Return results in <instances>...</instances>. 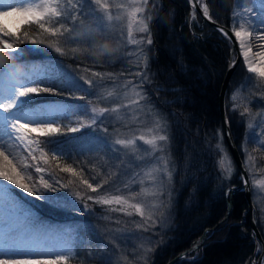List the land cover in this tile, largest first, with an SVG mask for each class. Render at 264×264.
<instances>
[{"label":"trees","instance_id":"trees-1","mask_svg":"<svg viewBox=\"0 0 264 264\" xmlns=\"http://www.w3.org/2000/svg\"><path fill=\"white\" fill-rule=\"evenodd\" d=\"M153 2L154 0H150L149 4ZM189 2L190 0H158L153 8H146L153 14L150 20L153 36L152 43L146 47L149 53L150 79L144 84V91L149 102H154L168 117L171 138L168 152L178 172L174 183L176 194L171 219L173 224L163 231L165 236L144 264H167L171 257L184 250H188V253L180 255L171 264H247V260L252 263L255 262L253 258L260 252L261 246L251 236L253 231L249 224L247 198L242 188L234 189L232 186L240 184L243 177L234 162L233 169L226 172L225 165L221 164V147L217 143L220 138L226 144L219 112V90L229 64L232 41L198 13L195 16L192 14L189 21L188 13L192 8ZM236 2L237 0H206L211 18L229 27ZM18 35L22 43L17 42L16 36L6 38L14 41L21 53L0 58V68L13 70L24 79L33 67L52 68L58 65L65 68L88 62L87 57L70 54L65 49V54H61L49 47V42L57 43V36L44 32L35 23L23 24ZM31 40H44L45 43L33 44ZM33 74H30L31 80L42 81L40 88L54 87L58 94H32L35 103L18 109L24 116L43 115L47 106L53 104L66 107L73 104L77 97L85 98L78 92L59 85L56 75L51 80L48 74L36 78ZM249 78L252 79V73L241 62L237 63L225 95V111L241 154L246 128L235 119L237 116L243 118L246 115L232 107L229 96L235 84ZM255 78L258 81L254 84L255 89H252L253 97L260 98L263 102L264 78L258 74ZM254 104L264 111L263 104L256 99L251 100L248 105L251 110H255L251 107ZM89 113H92L91 110L84 114L88 116ZM69 118V113L59 118L58 127L61 132L58 134L44 136L37 133L39 147L35 153V164L43 169L39 174L40 186L34 190L37 195L31 194L32 197L28 198L16 187L10 186L4 187L3 193L11 197L17 207L29 211L35 221H44L51 225L53 223L59 228L65 226L71 231L77 230L78 233L86 232L87 238L91 234L89 221L95 217L92 210H100L106 204L96 203L95 199L89 200L88 196L97 197L105 191L102 189L100 192L97 189L93 192L83 181L87 180L94 187L101 184L103 173L99 169L100 164L94 156L89 157L83 150H76L74 153L70 151L68 155L57 154L53 152V148L59 143H45L49 139L68 140L70 134L64 123ZM88 129L83 128L84 131ZM252 146L253 151L264 161L263 148L253 143ZM226 147L229 150L228 144ZM69 167L73 171L64 170ZM45 183L51 187L46 188ZM229 188L234 191L230 193V212L225 215L228 211V197L225 193ZM0 201L2 202L1 198ZM253 212L256 219H259L257 224L263 229L258 209L255 207ZM223 216L226 217L222 218ZM113 217L112 215L107 220L113 222L116 218L120 219L118 215ZM203 232H206V237L201 240V245L191 247ZM92 240L87 241L84 237L83 241L81 236L76 238L72 243L73 252L66 254L69 257L68 264H109L104 262L101 246L94 245Z\"/></svg>","mask_w":264,"mask_h":264},{"label":"rangeland","instance_id":"rangeland-1","mask_svg":"<svg viewBox=\"0 0 264 264\" xmlns=\"http://www.w3.org/2000/svg\"><path fill=\"white\" fill-rule=\"evenodd\" d=\"M155 1L157 3L158 0H154L152 4H149L150 0H148L147 6L153 8ZM248 1L251 2L247 3ZM259 1L263 0H237L231 12L233 17L231 26L234 30L239 29V24H241L240 22L244 17L243 15L249 14L245 9H252L254 6L257 8ZM9 2L10 0H0V10H7V6L14 7V4L15 8L21 7L18 3L8 5ZM108 2L113 5L111 9L113 15H120V20H114L111 25H102L99 16L91 14L92 6L84 0L83 12L90 14L81 17V20L77 22L75 30L71 35L76 36V32L81 31L82 27H87L91 29V36L77 37L74 42L68 41V34L64 37H56V44L67 50L68 53L76 54L83 58L87 57L88 62L86 64H76V67L65 68L58 65L52 68L47 66L33 67V70L26 74L27 78L25 77V79L13 70L1 67L0 99L8 96L6 92L18 90L22 85L26 87L42 86V83H33L34 81L30 77L32 72L35 78L48 74L50 75L48 78L53 80V77L56 75V81L59 85L68 87L78 92L80 96H85V98L80 99L77 97L73 104H68L66 107L60 105L54 106L52 104L50 107H46L43 115H36V117L29 114L24 116V114L18 112V109H14L13 113L20 118L21 123H29L31 120L37 119L45 121L54 120L57 127L60 123L59 118L69 113L70 118L64 123L67 126L65 129L68 131L69 128L80 127L81 122L86 124L91 123L94 114L89 113L87 116L84 113H87L92 108L99 110L100 108H112L117 105L122 106L129 99H136L133 93V85H135V91L140 92L146 97V99L141 100L139 105H133L129 108L121 107L118 113L110 112L105 113L102 117L96 116V123L88 127V130L84 131L82 128L77 132L69 131L70 137L68 140H59V144L53 148V152L68 155L70 151L74 153L76 150H83L85 151L84 153L89 154V157L94 156L100 164L99 169L101 168V172L103 173V181H107V183H103V186L99 188L100 192L103 189L106 194L102 193L99 196L107 199L119 196L127 199L129 204H140L144 207L146 216L149 211L154 212L153 219L156 222L155 224H153V221L146 222L145 218L139 216L128 205L119 204L118 206L116 203L106 204L100 210H97V208L92 210L91 213L95 214V217L89 221L88 227L90 228L91 234L86 238V232L78 233L77 230L71 231L65 226L59 228L53 223L51 225L44 221H35L28 213L29 211L23 210L20 206L17 207L18 205L12 202L11 197L3 193L4 187H16L22 195L31 198V191L26 192L18 185L12 184L10 181L0 177V198L2 199V202L0 201V253H10L6 257L0 255V259H15L17 256L12 255L14 253H57L60 255H68L74 250L72 244L74 240L81 236L83 241L84 237L87 241L93 239L92 243L94 245L98 244L101 246L102 256L105 259L103 261L106 263L144 264L152 256L153 249L162 240L163 236H165L163 231L168 225L173 224L171 219L173 217V204L176 194L174 183L177 179L178 170L175 167L173 158H171L168 152V145L171 140L169 136L168 117L154 102H149V97L144 91V84L150 79V74H148L149 53L146 49L149 44L147 42L140 45L127 43L128 15L135 7L145 6L142 3L134 5L132 4V0H108ZM119 3L124 4L125 8H115V5ZM146 8L143 14H136L138 19L141 16L145 19L148 16L153 17V14L148 12ZM237 13L239 15H235ZM22 19V17H4L2 22L8 29L16 31L17 27L20 28L23 24H27L21 23ZM147 23L152 39L153 34L151 32L150 20H147ZM67 26L72 25L69 22ZM147 35L148 33L139 32L137 25H133L134 38L139 40L141 37H147ZM8 41L13 44L17 51L5 50L0 55V58H5V56L12 57L13 55L16 56L21 53V49L14 44V41ZM104 45H107L113 51L110 53L102 51ZM73 48L79 49V51L73 53L70 51ZM237 48H239V41ZM141 50L143 55H141ZM241 55L239 50L238 63L241 62L248 69V64L245 62L244 56ZM144 57L147 58L146 65ZM257 59L260 60V56ZM255 60L252 61L253 67H259L264 71V61L259 62ZM97 63L100 65L96 66ZM137 72L145 73L147 79L142 81L141 76L135 75ZM93 73H101L103 74V78L95 76ZM256 75L257 73H252L251 80L246 79V81L235 84L230 90L229 101L237 112H244L245 107L250 110V115L245 114L246 116H243V118L237 116L235 120L236 122L238 121L244 124L246 128V134L242 140L243 161L248 168V174L251 179L253 203L258 209V215L261 219L260 222L264 225V161L252 149V143L260 146V143L264 141V116L260 115L264 114V111H261L259 109L260 107H257L255 104L251 105L255 110H251L248 106L251 100L256 99L264 107V101L262 102L260 98L253 97L252 89H255L254 84L258 81L255 78ZM35 80L39 81L37 79ZM86 80H93L94 84L89 86L85 83ZM129 81L131 83H127ZM109 92L113 93L110 97L108 96ZM125 93H127V96H125ZM234 95L236 96L235 100H233ZM105 97L107 98L105 99ZM91 98L93 100L92 102ZM5 115L8 114L0 111V117ZM157 119L163 126L162 130H157L155 127ZM249 124H252L253 127L249 128ZM150 129L152 131H149ZM141 135L146 140L152 139L153 136L157 135H166L168 139L167 141H157V146L162 148V151H153L150 145L138 139L134 146L128 148L115 143L117 139H133ZM37 136V133H27L29 140L38 141ZM217 143L221 147V161H223L226 172H228L234 167L233 156L220 138ZM38 147L39 144L34 143L28 145L26 141L23 143L19 142L16 139V134L12 133L10 128L6 129L4 127V121L0 119V152L3 153L0 155V167L1 165L4 166L5 171L13 175L19 173L17 178L31 190H37L40 186V172L36 171V169L37 167L42 169V166L35 164V153ZM249 156H251V159ZM165 160L167 161L168 171L171 172L170 180L165 172L154 171L155 169H163ZM13 169L15 172H13ZM161 185L162 190L160 189ZM230 190L225 193L228 198L230 197ZM154 192H159V194L153 195ZM133 194H136L134 198ZM153 205H157V207L153 208ZM84 207L86 208V205ZM121 208L124 211L118 210ZM113 209L117 210L114 211ZM129 212L132 215L126 214ZM228 212H230L229 208L225 215ZM112 215L114 216L113 218L118 215L120 219L116 218L113 222H109L108 220ZM225 217L223 216L222 218ZM82 223L83 221L80 222V224ZM137 225H143V227L138 228ZM257 226L259 227L258 224ZM262 227L263 229L261 227L259 228L264 238V226ZM145 228L147 231L144 230ZM254 238L259 243V246H261V241L256 237ZM261 250L262 248L259 253H261ZM256 257L257 255L253 259ZM31 258L36 259L38 257L32 255ZM44 258L55 259V256H45ZM261 259L262 264H264V254ZM59 263L61 262L58 261L57 264ZM246 263L252 264L248 260Z\"/></svg>","mask_w":264,"mask_h":264},{"label":"snow or ice","instance_id":"snow-or-ice-1","mask_svg":"<svg viewBox=\"0 0 264 264\" xmlns=\"http://www.w3.org/2000/svg\"><path fill=\"white\" fill-rule=\"evenodd\" d=\"M17 3H20L22 5H25V7L22 8H15L11 6H7V10H0V52H3L5 50H11L12 52H16L17 49L13 46V44L9 43L8 39L6 37H12L16 36L17 42L22 43L23 41H20L19 39V28L17 27L16 32H13L12 30L8 29L2 22V19L4 17H9L12 15H19L22 17L21 23H27L32 24L35 23L38 25V27L43 30L44 32H47L51 36H59L64 37L66 34H68V41L74 42L77 37H89L91 36V29L87 27H82V30L79 32H76V36H72L71 33L75 30V26L78 21L81 20L82 16L89 15L90 13H84L83 12V2L84 0H16ZM86 2L92 6V13L96 14L100 18V22L102 25H111L114 20H120V15H113L112 7L108 0H86ZM143 4L145 7H135L131 13L128 15V23H127V43L131 45H140L144 42H147L148 44L152 43L151 40V34L148 27L147 20H151V16H148L147 19L143 18H137V13L143 14L145 11V8L148 4V0H132V4ZM115 8L117 9H124L125 5L122 3L116 4ZM203 15L207 17L208 19H211V16L209 15V9L207 5L203 6ZM246 12L251 13L252 9L248 8L245 9ZM235 15H239L238 13ZM70 22L72 26H67V24ZM261 23H264V21H261ZM52 24H56L57 26L53 27L50 26ZM82 24V21H81ZM137 25V30L142 33H148L147 37H141L139 40L133 37V25ZM220 31L226 36L229 37V34L224 31V29H220ZM255 31V29H253ZM251 32L245 31V25L239 24V29L234 30V36L240 40L241 48H244L243 40L241 39L243 36L248 35L250 36ZM260 35L264 37V32H261ZM231 38V37H229ZM33 44L37 43H45L44 40H31L30 41ZM49 47H53L55 51L60 52L61 54H65V50L58 46L57 44H52L49 42ZM71 52L76 53L79 51V49L73 48L70 49ZM102 51L104 52H111L112 49L108 48L107 45H104L102 47ZM250 51V49H249ZM141 55H143L141 50ZM243 56L245 58V62L248 64V71L250 73H257L260 77H264V71H262L259 67H253L251 60L249 59V52L244 51ZM262 60H264V57H261ZM147 58L144 57V62L146 65ZM6 64V62H4ZM95 76H99L103 78V74L101 73H93ZM136 76H141L142 81L147 79V76L145 73L137 72L135 73ZM251 79V78H249ZM33 83H42V81H34ZM86 84L89 86H92L94 84L93 80H86ZM131 83V81L127 82ZM135 85H133V93L136 96V99H129L127 103L124 105H117L112 108H100L97 110L96 108H92L91 112L94 114V117L91 121V123H80V127H73L69 128L68 131L70 132H77L80 131L84 127H91L92 124L96 123V116H104L105 113H118L120 111L121 107L129 108L133 105H139L141 100L146 99L140 92L135 91ZM52 93V94H58L57 89L54 87L49 88H40V87H26V86H20L18 90H13L11 95L4 97L3 99H0V111L3 113H7L8 115H5L3 117H0L4 121V127L10 128L12 130V133L16 134V139L23 143L27 142L28 145L31 144H39L36 140H29L27 137V133H39L44 136H48L49 134H58L61 132V129L56 126L55 121H45V120H31L29 123H21L20 118H18L16 115H14L13 110L14 109H20L22 106H27L30 104L35 103L33 99L32 94H39V93ZM113 93L109 92L108 96H112ZM125 96H127V93H125ZM107 97H105L106 99ZM82 99V98H81ZM236 99V96H233V100ZM244 114L250 115L249 108L245 107ZM264 116V114H260ZM255 119V117H253ZM35 125V126H32ZM157 130H162V124L157 119L156 125ZM253 125L249 124V128H252ZM149 131H152L151 129ZM11 134V133H10ZM143 141L145 144L150 145L152 147L153 151H162V148H159L157 146V141H167L168 137L166 135H157L153 136L152 139H145L143 135L139 137H135L133 139H117L115 141L116 144H119L125 148L132 147L136 144V140ZM45 143L48 144H58L59 141L55 140H46ZM260 147L264 148V141L260 143ZM3 153L0 152V155ZM251 159V156H249ZM7 159V157H5ZM221 164H223V161H221ZM27 167V166H25ZM65 171H73L72 168H65ZM36 171L40 172L43 171V169L37 167ZM154 171L160 172L163 171L167 174L169 180L171 179V172L168 171L167 168V161H164V167L163 169H155ZM13 172L15 170L13 169ZM19 173H15V175L9 173L8 171L0 170V177H2L4 180L10 181L12 184L18 185L21 189L28 192L31 191L32 195H37L36 191L29 189V187L21 182L20 179H18ZM155 179V177H153ZM83 183L87 186L88 189H91L93 192H96L97 189L101 188L103 186V183H107V181H103L101 184H97L95 187L89 183L87 180H84ZM247 184L248 181H245ZM46 188L51 187L47 183L44 185ZM160 189L162 190V185L160 186ZM159 192H154L153 195H158ZM136 194H133V198ZM89 200L95 199L96 203L100 204H112L115 202L116 204H125L129 207L133 208L135 212L141 216L142 218H145V221H153V224H155L154 212L149 211L147 216L145 215V209L140 204H129V201L123 197H113L112 199H107L102 196H88ZM153 208L157 207V205H153ZM114 211L117 209H113ZM119 211H124L123 208L118 209ZM127 215H132V213H126ZM138 228L143 227V225H137ZM147 231V229H144ZM259 251V249L257 250ZM2 256H8L10 253L4 252L0 253ZM12 255L17 256L15 259H0V264H57V262H62V264H68L69 257L67 255H60L57 253H14ZM32 255H36L38 258L33 259L31 258ZM55 256V259H46L45 256ZM252 264H255V262H252Z\"/></svg>","mask_w":264,"mask_h":264},{"label":"water","instance_id":"water-1","mask_svg":"<svg viewBox=\"0 0 264 264\" xmlns=\"http://www.w3.org/2000/svg\"><path fill=\"white\" fill-rule=\"evenodd\" d=\"M191 1V4L193 6L194 9L198 10L203 18H205L209 24H212L215 28H218V29H224L225 32H227L229 34V37H231L230 39L232 40V43H231V54L229 56V64L227 65L226 67V72L223 76V79H222V86H220V96H219V102H220V107H219V112L221 113V123L223 125V128H222V133L224 134V140L226 142V144H228L229 146V151L230 153L232 154L233 156V161H234V164L238 167V171L241 173L243 179L241 180L240 184H236V185H232L234 188L236 189H241L242 188V191L244 193V196H246L247 198V205H248V217H249V224L251 226V228L254 230L253 232V237H256L257 239H259L261 241V248H262V251L261 253H259V255H257V257L255 258V264H262V255L264 254V238L262 237L261 235V230L260 228L257 226L256 224V217L254 216V209H255V206H254V203H253V196L251 194V189H252V185L250 183V175L248 174V168L246 166V164H244V161H243V154H241L240 150H239V146L236 144L235 140H234V135L231 131V123H229V119H228V114L227 112L225 111V107H226V102H225V95H226V88H227V85H229V78L230 76L233 74V69L236 65V63H238L239 61V48H237V42H238V39L234 36V29L233 28H230L229 26L225 25V23H220L219 21L215 20L214 18H211V19H208L207 17H205L203 15V11H202V6H201V3L199 2L200 0H190ZM228 37V38H229ZM235 49L237 50V53L235 54L234 56V59H233V54H234V51ZM245 181H248V183L246 184ZM231 191H234V189L230 190V193ZM230 195V194H229ZM231 197L228 198V202H227V207L229 209H231ZM208 228H206L205 230L207 231ZM206 232L202 233L200 238L197 240L196 243H193L191 245V247H196L198 246L200 243H201V240L203 238L206 237ZM187 252V250H184V251H181V253L175 257H171L169 262L167 264H171L172 261H174L177 257H180V255H185ZM264 263V262H263Z\"/></svg>","mask_w":264,"mask_h":264},{"label":"bare ground","instance_id":"bare-ground-1","mask_svg":"<svg viewBox=\"0 0 264 264\" xmlns=\"http://www.w3.org/2000/svg\"><path fill=\"white\" fill-rule=\"evenodd\" d=\"M163 1V0H162ZM200 2V1H199ZM13 3H17L16 0H10L9 4H13ZM201 3V6L203 8V3ZM19 6L25 7V5H22L20 3H18ZM17 5V4H16ZM205 5V4H204ZM18 6V5H17ZM13 7V6H12ZM15 7V4H14ZM253 7V5H252ZM17 8V7H16ZM248 8V7H247ZM209 9V15H210V8ZM196 13H200L198 10L191 8L190 12H189V21H190V16L193 14L194 16L196 15ZM201 15V14H200ZM242 15V14H241ZM211 16V15H210ZM243 19L240 22L241 24L245 25V31L246 32H251L252 34L250 36L245 35L243 36L241 39L243 40L244 43V48H241V43L240 40L239 41V50L241 52V54L243 55L244 51H248L249 52V59L252 61H254L255 59H257L259 56H261L262 52H264V44L260 43V38L257 37V35L261 32L264 31V23H261V21H264V11L261 12L259 11L256 6H254L252 8V12L249 14H244L243 15ZM10 17H20L19 15H12L9 16ZM212 17V16H211ZM241 17V16H240ZM21 18V17H20ZM253 29H255V31H253ZM250 49V51H249ZM231 54V51H230ZM241 55V56H242ZM258 56V57H257ZM257 57V58H256ZM230 61V59H229ZM260 61V60H259ZM237 64V63H236ZM94 66V65H93ZM98 66V65H97ZM236 66V65H235ZM234 70V69H233ZM234 72V71H233ZM231 77V76H230ZM230 79V78H229ZM3 96H5V94H3ZM1 157V156H0ZM1 170L5 171V167L1 165L0 167ZM255 210V209H254ZM259 220V219H257ZM264 226V225H263ZM250 227V226H249ZM252 231L254 232V230L252 229ZM211 233V232H209ZM210 236V235H209ZM253 237V234L251 235ZM200 237V236H199ZM263 237V236H262ZM254 238V237H253ZM252 238V240H253ZM205 240V239H204ZM204 242V241H203ZM201 245V244H200ZM195 248V247H194ZM262 251V250H261ZM194 253V252H193ZM191 254V253H190ZM259 255V254H257ZM252 259V258H251Z\"/></svg>","mask_w":264,"mask_h":264},{"label":"flooded vegetation","instance_id":"flooded-vegetation-1","mask_svg":"<svg viewBox=\"0 0 264 264\" xmlns=\"http://www.w3.org/2000/svg\"><path fill=\"white\" fill-rule=\"evenodd\" d=\"M190 4H191V1L189 2ZM191 6H192V4H191ZM190 12V11H189ZM189 14V13H188Z\"/></svg>","mask_w":264,"mask_h":264}]
</instances>
